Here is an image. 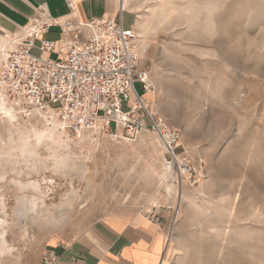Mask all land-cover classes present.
<instances>
[{"label": "rangeland", "instance_id": "1", "mask_svg": "<svg viewBox=\"0 0 264 264\" xmlns=\"http://www.w3.org/2000/svg\"><path fill=\"white\" fill-rule=\"evenodd\" d=\"M128 12L123 25L138 35V67L149 86L143 92L136 83L135 90L179 132L180 150L202 164L203 179L178 182L164 167L167 156L155 135L129 137L120 128L78 136L57 129L68 138L60 157L86 168L83 176L69 175L54 170L47 151L54 146L37 143L36 133L56 126L49 116L13 110L8 122L0 114V210L13 249L0 264H39L52 244L111 213L145 214L166 229L167 239L175 224L177 250L167 264H264V0H140L137 14ZM27 150L47 168L26 169ZM13 181H39L44 214L53 217L74 196L69 213L61 212L65 223L31 225L22 236L12 225L13 210L18 196L33 192L20 193ZM191 189L194 197L205 193L212 209L195 213L182 201L181 192Z\"/></svg>", "mask_w": 264, "mask_h": 264}, {"label": "built area", "instance_id": "2", "mask_svg": "<svg viewBox=\"0 0 264 264\" xmlns=\"http://www.w3.org/2000/svg\"><path fill=\"white\" fill-rule=\"evenodd\" d=\"M125 11L119 0L113 18L56 23L40 10L0 49V101L21 113L54 118L74 136L118 128L129 137L149 132L163 146L165 169L178 182L196 185L203 177L202 164L189 160L180 150L179 132L135 90L136 83L143 92L149 86L138 67V35L132 26L123 25ZM53 26L60 28L59 47L43 37ZM34 49L39 55L31 54ZM58 261L52 250L41 254L40 264Z\"/></svg>", "mask_w": 264, "mask_h": 264}, {"label": "crops", "instance_id": "3", "mask_svg": "<svg viewBox=\"0 0 264 264\" xmlns=\"http://www.w3.org/2000/svg\"><path fill=\"white\" fill-rule=\"evenodd\" d=\"M118 5L116 0H0V39L6 41L20 34L40 10L56 23L68 18L88 22L113 18ZM48 36L46 40L59 47L60 28L51 27L43 37ZM194 191H182L181 200L195 213L212 209L203 198L205 193L202 198L194 197ZM208 215L215 218L213 212ZM177 217L181 219L179 212L176 220ZM204 218H208L207 215ZM174 231H177L175 224L169 232L171 238L167 239L166 229L145 214L111 213L84 228L70 241L52 244L49 250L59 257L57 264H167L177 250Z\"/></svg>", "mask_w": 264, "mask_h": 264}, {"label": "bare ground", "instance_id": "4", "mask_svg": "<svg viewBox=\"0 0 264 264\" xmlns=\"http://www.w3.org/2000/svg\"><path fill=\"white\" fill-rule=\"evenodd\" d=\"M116 1L118 2L119 0H116ZM122 1H123L124 9L128 10L129 13L137 14V12L140 9V0H122ZM135 26L138 27L139 22L136 21ZM4 44H5V41L0 39V49L3 47ZM0 58H1V56H0ZM7 107L9 109H7ZM13 110L17 113V115L18 114H23V116H31L32 115V114L27 113V112L21 113L17 109L13 108L11 105H7V103L5 101H0V114L2 116H4V118L6 117V119H8V122H13L15 119L16 115L12 114L14 112ZM11 111H12V113H11ZM43 118H45V116ZM49 120L53 121V123L56 126L51 127L49 129L50 131H48V132L42 131V132L36 133L37 143L49 142L51 145L54 146L53 150H52V148L47 149V151L50 153L51 160H52L53 165H54V167H53L54 170H63L69 175H71L73 172L75 173V172H77V170H79L81 176H83L85 171H86V168L84 165H82V164H76L75 165L68 158H65V157L62 158V157H60V154H58V149H60V150H62V149L66 150L67 149L68 138L65 136V134H56V131L58 129V130H62V133H64V131H66V130H64L61 123L57 122L53 118H50ZM18 136H19L20 140L24 139L22 134H19ZM25 152L27 153L28 158H32V162L28 161L27 159L24 161L23 166H25L26 169L36 170L37 165L39 166V168H42V169L47 168L45 166L44 162H42L41 160H37L38 157L36 159L34 154H31L30 151L27 150ZM12 170L14 171V169H12ZM72 175H74V174H72ZM203 177H202V179H203ZM2 179H4V176L0 177L1 181H2ZM13 184L20 193L26 192L27 189H30L33 192V195L31 197H26V196L20 197V196H18L17 197V206L13 210V216H14V219L16 220V222H14V220H13L12 225H15L18 227L20 234L22 236H24V237L28 236V230H29V227L31 225L38 227V226H41L44 222L53 223L54 220L60 224L65 223L64 222L65 219H64L63 215L61 214V212L65 211V215H67V213H69L68 206H69V203L74 199V196H72L73 198L70 197L68 199L69 203L64 205L63 208L56 210L55 211L56 215L53 217L51 215H45L44 214V207L46 206L45 200H44L45 195L40 190L41 186H40L39 181H32L30 183H22L20 181H13ZM166 187L170 188V186H167V185H166ZM196 193H198V195H201L202 189L201 188L197 189ZM8 221L9 220L7 219L6 212L3 210H0V258L11 256L12 251H13V249L8 245V240H7L8 232H10V227H9ZM56 222H55V224H57ZM11 227H13V226H11ZM170 238H171V236H170Z\"/></svg>", "mask_w": 264, "mask_h": 264}]
</instances>
